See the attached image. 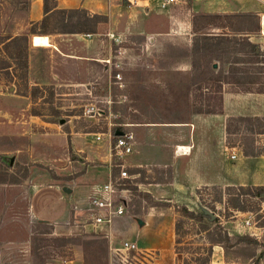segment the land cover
Masks as SVG:
<instances>
[{
    "label": "rangeland",
    "instance_id": "374dc122",
    "mask_svg": "<svg viewBox=\"0 0 264 264\" xmlns=\"http://www.w3.org/2000/svg\"><path fill=\"white\" fill-rule=\"evenodd\" d=\"M158 1H104L101 12L108 19L91 36L58 32L52 18L50 37L58 49L32 47L13 58L24 40L8 48L0 43V58L10 62L0 69V264H118L112 248L123 240L136 241L142 250L151 243L155 226H140L137 218L143 219L153 205L169 211L165 231L173 237L171 255H162L158 264H252L257 258L264 264V198L239 189L253 184H202L179 190L167 185L157 187L158 199L151 193L147 197L146 186L138 181L169 182L170 161L154 158L136 167L135 139L131 152L119 158L120 168L127 169L139 191L125 192L129 215L117 226L118 241L109 246L107 238L83 230L88 205L74 209L71 202L68 219L34 212L33 203L52 213L56 202L65 209L64 186L74 187V198L78 193L86 197L91 182L107 180L106 163L97 154L92 131L120 127L135 135V124H150L151 143L161 144L165 131L172 139L189 135L195 128L192 123L197 139L199 132L211 131L202 120L211 124L212 118L221 145L229 147L226 157L232 166L243 155L264 151V92L258 91L264 89V33L261 28L233 32L229 26L236 22L225 16L253 13L260 22L264 0H238L240 11L233 12L236 0H180L167 9L159 8ZM31 2L0 0V42L9 34L27 36L31 42L32 27L40 29L38 24L31 26ZM201 14L212 16L203 19ZM222 33L232 42L219 49L205 46L204 36ZM247 41L257 45L258 56L250 52ZM118 71L120 80L115 76ZM92 105L98 111L87 112ZM19 118L25 122H17ZM52 120L51 127L45 124ZM175 123L188 125L178 128ZM177 130L181 132L175 134ZM49 132L55 137L50 150ZM73 139H79L76 146ZM89 142L93 145L87 147ZM114 167L113 163L112 173ZM223 168L216 166L214 177ZM134 169L142 171L136 174ZM251 171L264 177V164H254ZM37 187L41 192L34 196ZM183 205L210 210L230 236L253 235L260 242L255 255L251 257L249 249L239 255L227 253L213 241V228L205 230L204 222L185 215ZM157 255L151 251L147 264L160 259Z\"/></svg>",
    "mask_w": 264,
    "mask_h": 264
},
{
    "label": "crops",
    "instance_id": "0c3cea01",
    "mask_svg": "<svg viewBox=\"0 0 264 264\" xmlns=\"http://www.w3.org/2000/svg\"><path fill=\"white\" fill-rule=\"evenodd\" d=\"M104 1L106 0H57V7L58 8H86L91 13L105 14L104 12H101V10L105 8ZM237 1L238 0L233 2L231 5L232 12L240 11L241 4ZM242 1H245V0H242ZM256 10L259 11L260 9L259 10L256 9ZM43 16H44L43 0H32L31 8H30L31 24L32 22L40 21L43 18ZM34 34H37V33H32L30 37L31 42H29L27 39L28 47H27L26 53L29 50V48H32V47H37V48H42V49L45 47H49V46L34 45L32 41ZM50 34H47V35L50 36ZM51 43H52V39H51ZM23 44L26 46L25 41ZM51 46H54L58 49V47L53 43ZM34 84L39 85V82H35ZM198 117L199 116H197V119ZM24 120L23 118H19L17 122L21 123V121H24ZM212 120L213 119L211 118V122H210L211 124H208L209 120L207 118L202 120L204 121V123L206 124L208 128H211V131L201 130L202 132H199V137H197V139H195V136H194V131H195V128L197 127L194 123H192L193 126H195V128H194V131L190 130L191 132L189 133V135H187V132H186L184 133L186 135L182 134L177 137L174 136L175 138L172 139L171 138L172 136H169L168 132L165 131L164 136L162 135L163 139H162L161 144L158 142L151 143L152 141L150 140V130L152 128H150V124H143V123L135 124V146H136L135 148L136 155L134 158L135 166L140 168L143 165H147V162L149 160L152 161V159L154 160V158L156 159L162 158V160H168L167 162L170 161V166H171L170 174L172 178L170 179L169 182L162 181V180H149V181L142 180V181H138L139 185L141 187L146 186L145 188L146 191L151 193L156 199H158L160 196L159 189L157 187H162V186H167V185L169 186V188L168 187H165V188H168L169 190H174V189L179 190V189L185 188L186 186L192 187L194 185H202V184L211 185V184H217V183L264 185L263 175H261L259 172L255 174L254 171H251V168L253 167L254 164L258 163L260 166L264 164V154L243 155L241 157V161L235 163V166H232V163H230V159L226 157V153H230L228 150L229 147H227V145H223V146L221 145L220 133L218 129L214 128ZM9 121H12V120H9ZM45 124L51 127L54 124V120H52L51 122H47ZM186 125L188 124L175 123L173 126L180 128V127H187ZM140 126H144V127L142 128ZM208 128H206L205 130H209ZM213 128L216 130H214ZM108 129H106L105 133H108L109 131H111V129H109V131ZM117 130L118 128H116V131ZM99 132L101 131H92L89 133H93L94 135H96V133H99ZM177 132L178 133H175V134H179L181 131L177 130ZM46 138H49L50 143L47 144V149L50 150V148L52 149V146L54 144L52 139L55 137H53V135L50 134L49 132L47 133ZM103 138L106 140L107 138L109 139L107 140V143L101 144L97 142V140L99 141V139H96L95 137L94 139V141L96 142L95 149H97V154L99 155L100 159L106 163V168L108 170L107 176H109L111 172V167L113 164L111 147H110V138L107 137V135L106 137H103ZM76 142H79V139H75L74 142L72 143H74L76 146ZM92 143L93 142H89L87 144L88 145L87 147L92 146L93 145ZM177 146H180L179 150L176 149ZM183 147H186L187 150H185V148ZM183 161H185L187 164L183 165L182 163ZM221 165L222 167H224L222 169L223 173L220 174L219 176L214 177L215 175H213V172L214 170H216V166L221 168ZM141 171L142 170L139 169L136 174L141 173ZM217 173L218 171H216V174ZM96 183H99V182H91L88 185L89 186L88 194L86 197L85 196L80 197L78 193L77 197L74 198V196L72 195L74 192L73 186L71 187L72 189L71 192L66 191L67 196H68V198H66V200L68 201V204H67L68 206L65 209L60 208L59 204L56 202L57 207H54L55 212L52 213L51 211H47L48 209L42 210L40 207H38L37 204L34 205L33 203L32 206H33L34 212L36 214L39 212L43 214L49 212L50 214H53L54 217L56 216L57 219L59 218L68 219L70 215L69 213L70 212L69 207L71 206L70 203L72 202L71 204L75 205L74 209L78 208L79 205H83V206L88 205V199H89L90 194L92 193V187ZM37 186L40 187L41 185L39 184ZM55 186L57 189H61V187H59L58 185H55ZM62 190L65 192L64 189ZM39 192H41V189L37 187L33 189L32 193L34 196H37ZM63 197H66L65 193ZM168 214H169L168 210H165V209L163 210V208L153 205L152 207H150L148 214L143 216L144 224L143 225L139 224L140 226H146L147 223H150L156 228L155 229L156 232L154 233V237H152L151 243L143 247L145 248V250H154L158 252L160 259L154 258L155 260L153 264H158L159 261L161 262L162 255L170 256L171 252L173 251V237L170 233L167 234V232L165 231L166 217L169 216ZM127 215L129 214L125 213L123 215L116 216L110 225H105V226H97L93 223H89L86 221L82 225L83 230L85 232H90L93 235H96L98 237L107 238L106 242H108L110 246V244L113 241H118L116 238L117 237V231H116L117 226L120 222H122V220L125 221ZM78 255L82 257L81 251L76 252V256Z\"/></svg>",
    "mask_w": 264,
    "mask_h": 264
},
{
    "label": "trees",
    "instance_id": "16d2710c",
    "mask_svg": "<svg viewBox=\"0 0 264 264\" xmlns=\"http://www.w3.org/2000/svg\"><path fill=\"white\" fill-rule=\"evenodd\" d=\"M43 9H44V16L40 21L32 22L31 26H36L37 24L40 25V29H36L32 27V32L37 34H50L54 30L58 32H96L98 28V24L100 22L107 21L108 17L106 14L102 13H91L86 8H58L57 7V0H43ZM212 15L208 14H201V18L208 19ZM226 18L228 22H236V25L229 24L231 30L234 31H247V32H257L260 29V22L259 16L253 13H232L226 14ZM224 17V16H223ZM53 18V27L54 30H50L49 25L50 21ZM228 24V23H227ZM226 26V25H224ZM24 40L26 42V46L24 44L21 45L20 53L17 55L11 54V57L15 58L21 57L22 53L26 52L28 44H27V36H19L12 34L7 35L5 38L1 40L0 43L4 42L5 47L20 40ZM205 46L214 45V49H219V47L224 46L225 44H229L232 42L233 38L226 33L222 34H207L203 37ZM249 46L250 52L254 56H258L260 52L257 49V45L251 41L246 42ZM210 47L209 49H212ZM2 59V58H0ZM27 66V60L25 61ZM10 65V62L7 60H0V69ZM251 89V88H249ZM259 92H264V89L258 90ZM59 111H56L58 114ZM117 137L116 128L113 129V139L115 140ZM264 154V151L258 152L256 155ZM119 159L113 158V163L115 167L113 168V176L114 182L120 187H127L129 189H133L134 191H139L137 187V183L132 178H121L120 177V166ZM139 170V169H138ZM137 169H134L132 172L137 173ZM234 186H231V189ZM241 189L240 193L249 194L253 196H258L264 198V185H253V186H243L239 187ZM147 197H150L149 192L145 193ZM206 208L202 207L199 211L190 209L189 207L183 205L182 211L185 215L189 216L190 218H196L204 222L203 227L205 230L212 229L211 236L216 235V238H213L215 243H221L225 248L227 253L233 252L236 255H239L241 251L249 249L251 251V257L255 255V248L258 244H260L259 240L255 238L253 235L250 234H236L235 236H230L227 234V231L221 226L219 218L213 217L211 214L205 211ZM240 209L245 210L246 208L242 206ZM41 223H44V220H40ZM241 244H246V246H242ZM264 252V251H263ZM263 252L260 253V256L263 255ZM252 264H260V258H257Z\"/></svg>",
    "mask_w": 264,
    "mask_h": 264
},
{
    "label": "built area",
    "instance_id": "2783aa9c",
    "mask_svg": "<svg viewBox=\"0 0 264 264\" xmlns=\"http://www.w3.org/2000/svg\"><path fill=\"white\" fill-rule=\"evenodd\" d=\"M138 0H135L137 2ZM180 0H159L158 6L161 9H167ZM260 28L261 32L264 33V13L260 14ZM91 36V33L87 34ZM119 65V64H117ZM116 79H121V73L118 71L116 73ZM89 113H95L98 111L97 107L90 106L86 109ZM126 125V124H125ZM122 130L123 133L117 135L116 139H113V131L108 133L99 132L96 133V139L101 140L103 137L110 138L111 154L114 158H121L125 154H128L132 150V144L135 139L133 131ZM180 146H177L179 150ZM185 152V151H183ZM231 157H236V154L232 153ZM121 164L119 163L118 166ZM121 178H131L126 168H120ZM130 189L127 187H120L114 182L113 173L110 172L108 179L104 182H99L93 185L92 193L88 199V218L87 222L93 223L97 226L110 225L116 216L123 215L127 212V207L129 204V199L127 194ZM250 219L247 223H250ZM151 251L153 250H142L138 247L136 241L125 239L120 243V246L112 248L113 256H117L118 264H147L150 263ZM154 254V253H153ZM147 255V256H146ZM148 257H151L150 259ZM152 264V263H151Z\"/></svg>",
    "mask_w": 264,
    "mask_h": 264
},
{
    "label": "bare ground",
    "instance_id": "6f19581e",
    "mask_svg": "<svg viewBox=\"0 0 264 264\" xmlns=\"http://www.w3.org/2000/svg\"><path fill=\"white\" fill-rule=\"evenodd\" d=\"M32 41H33V44L36 46H51L52 45L50 36L47 34H34ZM183 148L187 150L186 147H183Z\"/></svg>",
    "mask_w": 264,
    "mask_h": 264
},
{
    "label": "water",
    "instance_id": "95a60500",
    "mask_svg": "<svg viewBox=\"0 0 264 264\" xmlns=\"http://www.w3.org/2000/svg\"><path fill=\"white\" fill-rule=\"evenodd\" d=\"M122 133H123L122 130H117V131H116V134H117V135L122 134ZM63 189H64L65 191H68V192H71V191H72V189H71L70 187H67V186H64ZM205 211H206L207 213L211 214L213 217H215V215H214L210 210L205 209ZM137 220H138V223H139L140 225H143V224H144V220H143L142 218H138Z\"/></svg>",
    "mask_w": 264,
    "mask_h": 264
}]
</instances>
